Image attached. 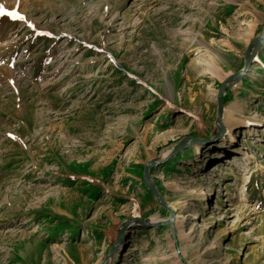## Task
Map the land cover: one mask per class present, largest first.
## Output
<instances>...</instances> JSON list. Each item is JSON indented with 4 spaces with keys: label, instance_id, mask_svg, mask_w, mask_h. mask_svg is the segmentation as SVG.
<instances>
[{
    "label": "rangeland",
    "instance_id": "1",
    "mask_svg": "<svg viewBox=\"0 0 264 264\" xmlns=\"http://www.w3.org/2000/svg\"><path fill=\"white\" fill-rule=\"evenodd\" d=\"M0 10L17 13L0 14V264H264V43L224 85L216 120L220 83L263 33L264 0ZM208 55L220 74L199 62ZM231 114L256 123L225 147ZM150 160L169 208L143 181Z\"/></svg>",
    "mask_w": 264,
    "mask_h": 264
},
{
    "label": "water",
    "instance_id": "2",
    "mask_svg": "<svg viewBox=\"0 0 264 264\" xmlns=\"http://www.w3.org/2000/svg\"><path fill=\"white\" fill-rule=\"evenodd\" d=\"M264 43V29H263V33L261 36L256 37L254 39H252L250 41V43L247 46V49L245 51V62L243 67L234 72L229 74L228 76H226L223 81L220 83L218 90H217V95H216V120L219 121L220 120V113H221V109H222V89L224 87V85L226 84L227 81L231 80V79H236V78H240L241 76H243L246 72L248 67L250 66L251 63V57L252 55L257 51L258 48L261 47V45ZM251 48V50H250ZM197 140L191 139V140H185L180 142L176 147H174V149H172V153L176 152L178 150H180L181 148H184L186 145L191 144L193 142H196ZM153 163V161H147L144 165V169H143V174H142V178L143 181L145 182L147 188L149 189V191L152 193V195L165 207L169 208V206L164 202V200L162 199L161 195L157 192V190L154 188V185L152 183H150L147 179V170L149 165ZM171 219L168 220V222H170ZM121 238V234L119 235V237H117V239L113 242L112 244V248L110 250V252H113L115 250V248L118 245V242Z\"/></svg>",
    "mask_w": 264,
    "mask_h": 264
},
{
    "label": "bare ground",
    "instance_id": "3",
    "mask_svg": "<svg viewBox=\"0 0 264 264\" xmlns=\"http://www.w3.org/2000/svg\"><path fill=\"white\" fill-rule=\"evenodd\" d=\"M252 26H253V24L249 25V28H251ZM250 50H251V48H250ZM199 62L202 63L203 66L207 70H209L210 72L220 74L218 68L213 64V61L209 55L205 59H199ZM231 109H232L231 112H234V106H231ZM254 123H256V121L255 122H248L247 120L241 119V118H239L233 114H231L229 116L225 115V117H223L222 125H221L224 131H223L222 137L220 138V142H222V145L225 147L228 145V143H229V145H232L234 140H235V132L238 129V127H245L248 125H252ZM222 128H220V126H219L218 132ZM248 129L250 130V128H248ZM212 167H213V170H212L213 172L220 170V166L218 164H214ZM202 195H204V193H198V196L200 198L202 197ZM172 210H174V211L176 210L175 206H172ZM180 213H181V211H177V215H175V222L178 226L180 236L187 243H189L191 241V235L188 233H183L181 227H182L184 217ZM199 243H200V241L198 240L195 244L196 247L199 245Z\"/></svg>",
    "mask_w": 264,
    "mask_h": 264
},
{
    "label": "snow or ice",
    "instance_id": "4",
    "mask_svg": "<svg viewBox=\"0 0 264 264\" xmlns=\"http://www.w3.org/2000/svg\"><path fill=\"white\" fill-rule=\"evenodd\" d=\"M0 14H3V15H7V16H10L12 18H17V13L16 12H3L2 10H0ZM20 19H22L23 17H19Z\"/></svg>",
    "mask_w": 264,
    "mask_h": 264
}]
</instances>
